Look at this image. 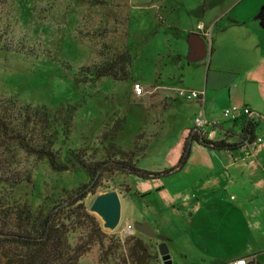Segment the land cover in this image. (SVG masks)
Listing matches in <instances>:
<instances>
[{"label": "rangeland", "instance_id": "rangeland-1", "mask_svg": "<svg viewBox=\"0 0 264 264\" xmlns=\"http://www.w3.org/2000/svg\"><path fill=\"white\" fill-rule=\"evenodd\" d=\"M230 3L0 0V98L14 95L21 102L50 108L78 103L71 139L57 146L84 147L92 160L107 157L111 141L103 134L125 116L123 132L112 142L130 150L141 136L139 143L148 146L136 156L139 167H173L190 128L200 120L208 123L205 129L215 139L224 132L214 122L231 123L224 116L226 108L246 103L264 107V0ZM202 24L211 29L212 55L193 62L189 34ZM124 47L132 54L130 79L78 81L82 66L100 62V51L111 56ZM135 83L144 87L143 94L136 93ZM181 89L201 93L204 101L180 95ZM15 149L0 141V176L25 181L14 191L0 185V199L12 194L11 201L36 206L46 196L55 199L66 189L91 182L82 168L57 172L47 161ZM255 152L254 159L263 162L264 141L255 145ZM212 161L211 151L192 141L189 162L181 171L158 178L104 173L102 184L109 188L89 193L86 204L91 206L98 193L118 190L120 223L115 230H104L108 238L124 243L127 238L120 232L128 221H149L156 235H135H144L150 264H164L161 242L168 244L173 264H224L247 252L257 253L264 264V199L246 198L264 192V182L251 168L215 172ZM240 201L243 207L231 205ZM104 246L93 245L79 264H122L125 247L102 262Z\"/></svg>", "mask_w": 264, "mask_h": 264}, {"label": "trees", "instance_id": "trees-1", "mask_svg": "<svg viewBox=\"0 0 264 264\" xmlns=\"http://www.w3.org/2000/svg\"><path fill=\"white\" fill-rule=\"evenodd\" d=\"M99 56L102 57L100 62L79 69V82H95L104 77L118 81L131 78L132 54L126 47L111 56L103 55L100 51ZM77 111L78 103L66 102L58 108H50L21 102L14 95L0 98V141L26 155L47 161L54 171L82 168L91 179V182H85L74 190H64L55 199L46 196L36 206L28 201H11L12 194L4 195L0 199V264H79L82 256L93 245L104 246L107 240V248L101 247L102 262L124 246L126 253L122 257V264H150L152 254L141 235L134 234L124 243L113 236L108 238L98 216L86 204L89 193H96L99 188H109L102 184L103 174L117 172L135 174L141 178L168 176L182 169L188 162L191 140L211 149L232 151L253 145L257 136L258 126L249 118H243L242 130L239 134L234 133L236 139L233 143L228 139H210L205 134V125H195L185 138L184 149L177 164L161 171H151L139 167L137 163L136 156L143 155L148 146L147 142L139 143L141 136L130 150L112 142L118 134H122L125 116L121 120L117 118L112 128H107L108 135L105 132L103 134L111 141L108 155L104 159H88V151L84 147H58L62 139L64 145L68 143L66 140L71 139ZM197 128L204 131L202 139ZM23 181L24 178L7 179L0 176V185H8L12 191ZM126 191L131 192L132 188L128 187ZM251 256L256 257V254Z\"/></svg>", "mask_w": 264, "mask_h": 264}, {"label": "crops", "instance_id": "crops-1", "mask_svg": "<svg viewBox=\"0 0 264 264\" xmlns=\"http://www.w3.org/2000/svg\"><path fill=\"white\" fill-rule=\"evenodd\" d=\"M237 2H240V0H232V3H230V4H233V3L236 4ZM202 25H204V24H202ZM204 26H206V25H204ZM196 33L200 34L199 26H198V30L196 31ZM200 36L202 37L201 34H200ZM206 41H207V44H208L209 49L211 50V54H210V56H211L212 55V45L214 44V39L212 40V38H211V40H206ZM211 41H212V43H211ZM238 86H239V84H235L234 85V87H238ZM199 100L200 101H204V100H201V99H199ZM165 101H167L166 100V97L164 99V102ZM253 106L254 107L256 106V107L260 108V110L262 109L263 111H261L260 113L264 114V107L263 106L262 107H259L258 105H253ZM253 106H251L250 104H247L246 103L244 105V107L250 108L251 113L248 114V115H243L238 120H235V121L229 120V122H231V123H228V124H224L222 122H216V123H218L217 126L220 129H222L224 133H221V135L219 136V138H215L213 140L228 139L227 141H229V142H232V143L235 142V139H236L235 134H239L241 132V130H242V127H243L242 126V120H243V118L252 119L254 122H256V124L258 126L257 129L259 128V130H263L264 131V120H262L261 118L259 119L257 116L255 117V113H257L259 111L255 110ZM207 124L208 123L205 122V125H207ZM204 129H205V126H204ZM205 132H206L205 134L207 135V137H209L210 136L209 135V130L208 129H205ZM257 134H258V132H257ZM231 136H233V137H231ZM184 143H185V140H184ZM198 144L201 145L200 143H198ZM201 146H203V147H205V148H207V149H209L211 151V155L213 157L212 163H213V167H214L215 172L221 173L223 170H226V169L229 170V171H232V173L234 171H242L243 172V171L251 168V169H253V170L256 171L258 177L260 176L259 177V181L261 182V184H262V182H264V161L262 162V161H260V159H258V161H256L254 159L255 158L254 156L256 155L255 154L256 152L252 156L244 157V156H242V153H243L242 152V149L243 148H238V149L229 151V150H216V149H211V148H208V147H206L204 145H201ZM183 149H184V144H183ZM183 149H182V152H183ZM182 152H181V154H182ZM238 158L239 159L240 158H243V159L245 158V160H247L249 158L250 159L247 160V161H245V162H239V161H237ZM188 162H189V160H188ZM182 169H180V171ZM178 171L173 172V173H177ZM262 187L264 188V184H263ZM252 194H254L255 197H250V196H253ZM252 194L251 193L248 194L249 197H246L247 200H252L253 198H255V199H261V200L264 199V192L252 193ZM231 205H233V206L239 205V206H242L243 207L245 205V203L242 202V201H240L237 204H233L232 203ZM128 222H131V221H128ZM141 236L144 237V235H141ZM255 254H257V253H255V252H247L244 255H241V256H238V257H244V256L247 257V256L255 255ZM238 257L237 256H234V257H230L228 259H225L226 261H224V264H227L229 262V260L231 262L232 260H234V259H236ZM256 258H257V256H256ZM257 260H258L259 264H261L258 258H257ZM221 262L222 261L215 260L214 262H212V264H220Z\"/></svg>", "mask_w": 264, "mask_h": 264}, {"label": "water", "instance_id": "water-1", "mask_svg": "<svg viewBox=\"0 0 264 264\" xmlns=\"http://www.w3.org/2000/svg\"><path fill=\"white\" fill-rule=\"evenodd\" d=\"M190 42V60L193 62L200 61L207 58L211 54V50L208 47L207 41L198 33L189 34ZM259 117L264 120V114L257 112ZM200 139L204 136V131L198 129ZM192 140L190 143L191 148ZM90 211L97 214L103 220V227L106 229L115 230L121 220L122 216V200L118 190L111 189L98 193L91 206ZM135 232L153 237L156 235L154 228L149 221H136L134 223ZM159 251L163 257L164 264H173V260L170 254V248L166 242L159 244Z\"/></svg>", "mask_w": 264, "mask_h": 264}, {"label": "built area", "instance_id": "built-area-1", "mask_svg": "<svg viewBox=\"0 0 264 264\" xmlns=\"http://www.w3.org/2000/svg\"><path fill=\"white\" fill-rule=\"evenodd\" d=\"M199 30H200V34L202 35V37H204L206 40H210L211 37V29H206L205 26L203 25H199ZM135 91L137 94H143L144 93V87L140 84V83H135ZM179 94L182 96H185L187 98H198V99H203L202 98V94L198 93L196 91L194 92H189L186 91L184 89L179 90ZM250 108L248 107H243L240 108L238 106H233L231 108H226V110L224 111V116L226 118H228L229 120H237L239 118H241L243 115H248L250 114ZM205 125V122L200 120L196 126L197 127H203ZM264 141V133L263 134H257L256 139L254 141L253 145H249L247 147H245L242 156L244 157H249L254 155L255 153V145L261 143ZM245 159V158H244ZM135 234V228H134V224L131 222H128L126 227L120 232V236L122 238H128L132 235ZM230 264H258V260L256 257L254 256H250V257H238L234 260H232L230 262Z\"/></svg>", "mask_w": 264, "mask_h": 264}]
</instances>
